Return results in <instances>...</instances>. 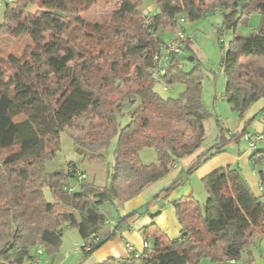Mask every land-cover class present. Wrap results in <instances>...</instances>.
I'll return each instance as SVG.
<instances>
[{"label":"trees","instance_id":"16d2710c","mask_svg":"<svg viewBox=\"0 0 264 264\" xmlns=\"http://www.w3.org/2000/svg\"><path fill=\"white\" fill-rule=\"evenodd\" d=\"M154 1L156 11L145 16L138 10L142 0H111V19L103 25L83 23L97 0L1 1L0 33L24 36L31 45L24 56H10L7 68L0 58V264H36L32 250L39 246L52 256L66 226L84 243L97 239L92 249L113 239L136 213L119 217L110 228L108 209L137 197L167 177L173 163L203 147L209 117L201 100L198 68L187 72L183 62L188 59L170 54L162 86L182 85L183 90L168 99L153 90L151 71L157 67L153 57L181 29L178 17L186 23L219 11V31L233 35L221 61L226 79L223 99L240 120L252 105L264 101V0ZM253 14L260 16L258 29L237 36L238 24ZM161 33L171 36L166 40ZM125 116L128 122L123 125ZM258 116L264 122V107L254 118ZM250 121L229 138L222 130L218 142L187 168V175L246 136ZM63 132L80 156L93 154L100 161L116 139L108 185L99 188L76 183L64 171L46 172V164L60 151ZM257 147L251 150L249 164L258 169L260 196L251 191L240 170L230 166L214 170L201 179L204 205L192 196L172 203L181 226L177 240H169L151 223L142 233L152 245L139 257L98 264L240 260L264 238V149ZM143 149L154 150L155 163L140 161ZM68 166L77 168L73 163ZM181 185L172 182L151 204L167 199ZM67 187L70 192L64 190ZM90 254L84 252L79 264ZM247 256L252 264L251 254Z\"/></svg>","mask_w":264,"mask_h":264},{"label":"rangeland","instance_id":"374dc122","mask_svg":"<svg viewBox=\"0 0 264 264\" xmlns=\"http://www.w3.org/2000/svg\"><path fill=\"white\" fill-rule=\"evenodd\" d=\"M150 0H142L141 5L138 10L142 12L145 16H150L152 12L156 11L154 4L149 3ZM155 3V2H154ZM150 7V12L145 10V7L148 5ZM30 12H34L35 8H29ZM113 10V4L111 0H97L96 5L85 13L83 17V23L88 24H106L111 19V12ZM260 16L257 14H253L249 17H246L241 20L238 24L235 34L237 36L246 37L250 33H253L256 29H258L260 24ZM3 22L2 13H0V25ZM222 26V17L220 12H216L215 14L207 13L205 16L200 19L194 20L192 22L186 21L184 29L192 38L190 41H187L185 46L188 47L191 51L186 50L185 47L182 49V56L186 59L191 58L192 61L186 60L183 62L185 65V70L190 72L195 67L198 68L201 78L202 84V95L201 100L202 104H204L205 109L208 113V119L204 125L205 136L203 140V148L205 150L211 148V146L215 145L218 142V138L220 133H222L226 138H229L232 135H237V133L241 132L240 119L234 112L231 111L229 105L224 101V87H225V76H223L221 61L225 52V48L227 44L233 39V35L227 31L220 32L219 29ZM166 34V33H165ZM164 33L161 35L164 37ZM168 40V37H165ZM30 42L28 38L21 36L14 38L9 34L3 32L0 33V58L3 61L4 68L8 67V60L10 56L14 57H22L28 50L30 46ZM194 57V59H193ZM244 64L248 63V61H242ZM153 90L157 92L162 98H177L182 90V85H174L166 90H164L163 86L158 83L154 84ZM253 107L252 109H254ZM251 109V110H252ZM257 117L250 121L247 128L253 130V127L250 125L252 122L256 121ZM122 124L125 125L127 121V117L121 120ZM262 133V132H260ZM60 151L56 153L55 157L51 162L46 164L45 170L47 173L51 171H64L66 172L68 163H73L78 167L85 175L87 179L83 181V184H94L96 187L104 188V186L108 185L110 180L109 173L113 167V152L114 146L116 143V139H114L109 149L103 152L104 159L100 161L96 158L95 155L90 154L86 156H80L75 147L73 145L70 137L67 136L66 133L60 134ZM260 144H264L260 143ZM263 147V146H261ZM229 152L231 150H238V148L243 151L245 149L248 150V142L244 137H239L237 143L226 146ZM150 150L151 153H154L153 149ZM149 152V151H146ZM150 153V154H151ZM147 154V153H146ZM184 175V176H183ZM183 178H179L178 181L183 183V179L185 177H191L192 175H187L186 170L185 174H183ZM166 178V177H165ZM74 182V181H73ZM72 182V183H73ZM161 181L153 183L142 192V196L144 199H147L151 204L155 195L159 193L162 189ZM193 185V184H192ZM46 193V200L49 198V193ZM194 198L195 200H199L201 205H204L206 192L204 186L201 184V181L194 183ZM193 198V199H194ZM48 201V200H47ZM125 203V202H121ZM123 205H120V207ZM115 210V209H113ZM64 236L61 242V246L58 251L52 256H44L47 260H50V264L58 263L63 260L64 257L69 253L70 257H73V253L75 248L82 245L79 242L77 245L74 243V237L78 236L73 229H63ZM150 243L152 242L149 240ZM152 245V244H151ZM257 248L254 249L255 252V264H264V238L260 239V241L256 244ZM45 252V249H43ZM80 260L82 259V253L78 254ZM33 260L36 264H40V260L38 259V254L34 253ZM237 263H243V259L236 261ZM254 262V261H253ZM30 264V263H27ZM207 264H210L209 262Z\"/></svg>","mask_w":264,"mask_h":264},{"label":"crops","instance_id":"0c3cea01","mask_svg":"<svg viewBox=\"0 0 264 264\" xmlns=\"http://www.w3.org/2000/svg\"><path fill=\"white\" fill-rule=\"evenodd\" d=\"M154 0H150V4H154ZM148 4L145 7V10H150ZM154 6V5H153ZM151 11V10H150ZM149 11V12H150ZM171 35L165 34L164 37H170ZM166 39V38H165ZM255 107L254 109H252ZM264 107V101L260 100L259 102L255 103L250 107V109L245 113V117L243 120L240 121V126L244 123L250 121V119L254 118ZM252 109V110H251ZM253 127V130H247V135H251L254 133L264 132V122L261 116H258L256 121L250 124ZM257 149L261 150L264 149V144H258ZM263 146V147H261ZM149 151V152H146ZM154 151V150H153ZM205 151V148H200L197 150L196 153L184 157L183 160L175 162L172 164V169L170 174L159 181L161 183L162 191L163 189L169 187L172 182L179 180V178H183V174H185V170L197 159L198 155ZM147 153V154H146ZM150 150L143 149V151L139 154V159L143 164H152L156 162L155 152L151 153ZM251 152L247 149L241 151L239 148L238 150H231L228 151L227 148L221 154H218L211 158L210 161L206 162L205 164L201 165L198 170L191 176L185 177L181 187L172 192V194L165 200H159V202L150 204L147 199H144L142 193L137 197L133 198L130 201L125 203L119 202L114 203L112 207L108 209L111 218L107 219L106 224L110 226V228L115 226L116 219L119 217H126L133 212L136 213V216L133 217L126 225L120 229V231L116 234V236L107 241L104 246L100 249L94 250L92 254L83 262V264H98L107 261L108 259H128L130 255H135L139 257L140 254L143 252V245L147 243L143 238L142 229L147 227V225L153 223L159 230L164 232L169 240L174 241L179 238L181 226L178 225L175 213L171 207L174 201L179 200L180 198H186L187 196H192L194 198V183L201 181V179L209 174H211L214 170L225 168L226 166H230L233 169H238L241 171L243 179L245 183L248 184L251 191L256 195H261V188L260 183H258V169L253 165L249 164ZM183 175V176H182ZM193 184V185H192ZM49 193V198L47 199L49 203L53 201L50 191L44 190ZM159 191V192H160ZM159 194V193H158ZM46 195V193H45ZM156 196V195H155ZM206 198V196H205ZM195 199V198H194ZM207 199V198H206ZM205 199V202H206ZM200 203V201L197 199ZM204 202V204H205ZM120 205H123L120 207ZM146 208V211L143 214L138 215L137 211ZM115 209V210H113ZM156 217L154 218L153 216ZM70 229L66 226L64 229ZM77 233V232H75ZM78 235V234H76ZM64 236V232H63ZM63 239V237H62ZM74 243L77 245L79 242L82 243L81 238L75 236ZM152 242H148V245L151 246ZM257 244V243H256ZM131 248H129V247ZM41 246L34 248L32 250L33 255L37 253ZM257 246L249 247L245 253L242 254L241 260L243 259V263H237L234 261H230L226 264H248L247 263V254L250 253L253 259V263L255 264V252ZM44 250L40 251L38 254V259L40 260V264H50V260H47L44 256ZM82 256L84 252L77 248H75L74 253L72 254L73 257H70L69 253L64 257L63 260L59 261L56 264H79L81 261L78 254ZM208 260H202L200 264H207ZM210 263V262H209ZM55 264V261H54ZM140 264V263H137ZM211 264V263H210Z\"/></svg>","mask_w":264,"mask_h":264},{"label":"built area","instance_id":"2783aa9c","mask_svg":"<svg viewBox=\"0 0 264 264\" xmlns=\"http://www.w3.org/2000/svg\"><path fill=\"white\" fill-rule=\"evenodd\" d=\"M0 0V8L2 7ZM11 0H8V3H10ZM178 24L181 25V29L179 32L170 37V40L166 42V45L160 48V54L153 57V60L157 62V67L153 68L151 71V79L162 86V77L165 75V70L167 68V63L169 59L170 54H177L180 56L182 54L183 49V42L190 41L192 38L190 35L185 31V19L184 17H178L176 20ZM164 88V87H163ZM164 90L167 91V88H164ZM246 142H248V150L251 152V150L255 149V147L264 142V132L262 133H254L251 135L245 136ZM66 172L68 174H71L76 183H81L87 179V176L85 173H83L78 167L73 168L72 166H67ZM65 191L70 192V188H65ZM97 242V239L90 240L89 242H82L80 249L82 252H88L91 251L93 248V245ZM148 243H144L143 250L148 248ZM129 247V246H128ZM130 248V247H129ZM131 249V248H130ZM42 250V247L37 251V254H40V251Z\"/></svg>","mask_w":264,"mask_h":264},{"label":"water","instance_id":"95a60500","mask_svg":"<svg viewBox=\"0 0 264 264\" xmlns=\"http://www.w3.org/2000/svg\"><path fill=\"white\" fill-rule=\"evenodd\" d=\"M188 61H192V59H191V58H188ZM145 211H146V208H143V209L137 211V214H138V215L143 214ZM105 244H106L105 241H101V242H99V243L95 246V248L92 249V250L90 251V253L92 254V253L94 252V250L100 249V248H101L102 246H104Z\"/></svg>","mask_w":264,"mask_h":264}]
</instances>
